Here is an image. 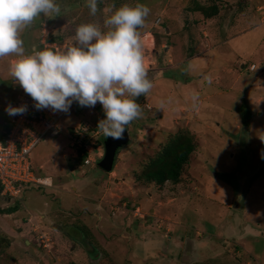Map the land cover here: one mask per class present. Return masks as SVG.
<instances>
[{
  "label": "rangeland",
  "instance_id": "374dc122",
  "mask_svg": "<svg viewBox=\"0 0 264 264\" xmlns=\"http://www.w3.org/2000/svg\"><path fill=\"white\" fill-rule=\"evenodd\" d=\"M195 1L216 3L219 13L205 19L190 10ZM55 2L60 15L50 22L41 15L21 33L27 54L45 36L62 50L72 43L78 25L102 26L115 10L112 5L140 3L151 10L139 31L144 42L151 41L145 38L147 33L154 37L155 46L143 49L152 82L156 71L162 70L181 102L178 85L191 80L192 74L197 78L202 73L194 68L208 61L191 57L174 67L175 60H167L170 52L164 54L161 44L173 46L176 32L183 31V40L190 39L184 50H195L200 45V24L207 20L217 33H210L207 45L199 47L213 48L211 61L218 67L234 65L231 69L239 74L242 88L240 93L232 91L233 74L224 73L220 85L227 88L213 86L231 99L223 94L214 100L207 96L198 107L190 106L192 102L180 106L183 113L173 116L175 124L164 129L157 120L162 118L157 106L169 103L158 97L154 85L136 101L142 117L127 127L129 142L118 149L110 172L97 165L102 150L91 151L93 161L88 165L69 154L78 127L83 128L87 144L103 147L104 136L97 129L105 118L102 105L89 108L75 103L60 118L58 135H46L31 151L35 175L50 185L25 186L17 198L3 196L0 189V209L18 204L15 212L0 213V264H264V142L259 139L264 136V0H99L95 16L86 0ZM157 18L161 23L156 25ZM13 58H0V135L8 118L3 107L16 94L8 74ZM252 64L254 70L248 71ZM196 80L211 95V85ZM242 95L250 107L248 117L247 106L237 102ZM177 130L189 131L196 143L181 180L159 186L138 179L144 164ZM79 225L91 231L88 241L76 228Z\"/></svg>",
  "mask_w": 264,
  "mask_h": 264
},
{
  "label": "clouds",
  "instance_id": "9594fccd",
  "mask_svg": "<svg viewBox=\"0 0 264 264\" xmlns=\"http://www.w3.org/2000/svg\"><path fill=\"white\" fill-rule=\"evenodd\" d=\"M98 2L86 0L92 16L99 10ZM112 8L115 10L102 26L78 25L72 43L64 49L45 48L27 54L21 33L41 15H60L61 7L55 0H0V58L14 57L8 74L32 98L37 110L69 113L73 102L89 108L99 102L105 118L98 121L97 129L104 137L119 140L127 127L142 117L136 99L153 88L139 31L151 10L140 3ZM204 79L212 83L210 75ZM191 101L198 107V92L191 94ZM5 111L10 116L23 115L27 105L8 104ZM259 139L264 142V136Z\"/></svg>",
  "mask_w": 264,
  "mask_h": 264
},
{
  "label": "built area",
  "instance_id": "2783aa9c",
  "mask_svg": "<svg viewBox=\"0 0 264 264\" xmlns=\"http://www.w3.org/2000/svg\"><path fill=\"white\" fill-rule=\"evenodd\" d=\"M154 23L156 25L160 24L161 19L157 18ZM149 35L152 37L151 33ZM40 43L42 44L41 47L35 48L28 54L45 48H53L58 51L57 44L55 42L51 43L48 36H45ZM252 67L253 65H251ZM14 96L10 104L13 107L26 104L27 112L23 115H8L6 120L8 129L0 139V189L3 196L17 198L25 186L34 183L50 185L46 182V179L38 178L35 175L31 161V151L46 135L52 137L58 135V122L65 113H53L49 109L37 110L34 107L32 98L25 94L17 84ZM75 103L73 102L71 107ZM83 131L82 127H78L77 131L74 129L77 136L70 141L68 149H70L69 154L76 158L83 157V164L88 165L93 161L90 156L91 151L98 150V147L94 142L87 144L84 141ZM137 212L136 215L141 216L140 212ZM43 243H46V240H43ZM44 245H47V243Z\"/></svg>",
  "mask_w": 264,
  "mask_h": 264
},
{
  "label": "crops",
  "instance_id": "0c3cea01",
  "mask_svg": "<svg viewBox=\"0 0 264 264\" xmlns=\"http://www.w3.org/2000/svg\"><path fill=\"white\" fill-rule=\"evenodd\" d=\"M198 13H200V12H198ZM202 19H203V17H202ZM210 24H211V21H207V20H204L203 24H200L201 37H200V45L199 46H202V44L205 43V40L206 41L209 40L208 38H209V36L211 37V34L217 33V30H216L217 27L216 28H214L213 26L211 27ZM234 25H233V27H234ZM229 26H231V25H228V27ZM242 26H244V25L242 24ZM184 35H185V32H183V31L176 32L174 39H176L177 41H175V43L173 45L174 48L171 45L167 46L166 44H161L162 48H163V52H164V54L170 52L169 55H171V58H169L167 60L169 62H172V59L175 60V63H173L174 67H176L181 62H184L185 60H190L191 57H204V58H206L207 61H208L207 62L208 64H199V65L197 64L196 68H194V69L199 70V72L202 73V74H198L197 75V78L201 79V81H205L202 78L201 75H204V77H205V74H208V75L211 76L212 83L210 85L212 87L211 88L212 92H211V95L210 94L208 95L207 91H205V88H204L206 86H204L202 82L196 80L197 78L194 77V74H192L193 77H192L191 80H189L186 83H181L180 85H178V89L177 90H178V94H179V96L181 98V100H180L181 102H179L177 100L178 99V95H177V93L174 92V88L172 86L171 79L165 78L166 75H164L163 71L162 70L161 71L158 70L157 74L154 76L156 78H155V81L153 82V86L155 85V87H156L155 90L158 92V97L159 96L160 97L161 96L166 97V101L169 103L168 105H164L163 108L160 107L161 104H159V103H158V106H157V108L161 111V114H162V118L159 117V118H157V120L159 122V125L162 128H164V129L165 128H171L175 124L174 120L172 119L173 116L175 117L176 114L183 113V111H180V106H182L184 108L185 105H189L192 102L191 101V94L193 92H198L199 93V103L201 101L205 100V97H207V96H210L211 99H213V100H214V98H217V97H221L222 98L223 96H224L223 97L224 99H229V98L231 99V96L225 95V93H224L225 91L224 90H223L224 92L223 91L222 92L221 91H215L214 86H213V85H219V87L222 86V88H227V87H224V85H220L221 84L220 81L223 78H226L224 73L233 74L234 83L232 81V84H233L231 86V90L232 91L233 90H238V93H240V89L242 88V82L239 85V81L240 80L238 81V77H237L239 74L235 73L234 69H231L232 66H234V65L229 63L225 67L224 66L222 68L218 67L219 66L218 62H212L211 61V59L213 58V56L215 54V52H214L212 47L202 48V47L198 46L195 50L192 49V48L184 50V46L188 42H190V39L187 38V37H186V40H183ZM149 37H150V35L147 33L145 38L148 39ZM177 37H179V38H177ZM50 40L54 41L51 38H50ZM150 40H151L150 42H145V46H147V44H148L149 47H151V46L154 47L155 46V41H154L153 35H152V37H150ZM182 40H183V43H181ZM207 43H205V44L207 45ZM182 44H184L183 48H179V45H182ZM149 47H148V49H150ZM166 48H168V49L166 50ZM57 49H59L58 46H57ZM252 65H253V67H252L253 69L251 68L252 70H248V67H249L248 66L247 67L248 71H253L254 70L255 65L254 64H252ZM167 70H165L164 72H167ZM169 70H171V69H169ZM205 84H206V81H205ZM228 89H230V88H228ZM245 91L246 90H244V93H248V91H246V92ZM204 93H205V96H203ZM222 94H223V96H222ZM227 94H231V92H228ZM242 96L243 97H241V99H239V98L237 99V102L241 101V105L244 106V104H245V106H247L246 102L244 101L245 96L244 95H242ZM171 100L173 102H169ZM146 102H148V101H146ZM148 103L151 104L150 102H148ZM145 105H147V107H150L148 104H145ZM210 105H213V104H210ZM214 105H215V103H214ZM190 106H192V103L190 104ZM3 108H6V107L4 106ZM169 108H171L172 110H170ZM247 108H248V106H247ZM249 108L246 111L247 117L249 116V113H250V109ZM181 110H183V109H181ZM165 117L168 118V119H165ZM5 125H6V122H4V126H3L4 131H5ZM147 130H150V129H147ZM4 131L0 135V139L2 138ZM145 132H146V130H145ZM98 150L99 151L100 150L103 151V147L101 145H99L98 146ZM137 210H139V209H137ZM101 217H102V215L100 213H98L97 214V218H101Z\"/></svg>",
  "mask_w": 264,
  "mask_h": 264
},
{
  "label": "trees",
  "instance_id": "16d2710c",
  "mask_svg": "<svg viewBox=\"0 0 264 264\" xmlns=\"http://www.w3.org/2000/svg\"><path fill=\"white\" fill-rule=\"evenodd\" d=\"M190 10L200 12L204 18H212L219 13V7L216 3L205 5L197 1L194 2ZM50 20L48 17L49 22ZM41 46L42 44L39 45V47ZM151 73H154V71H151ZM13 86L16 88V84H13ZM7 129L8 125L6 124L5 131ZM101 144L103 145L102 141ZM195 148L196 143L189 131L177 130L168 136L166 142L148 159L143 166L142 172L136 177L159 186H162L166 181L177 183L181 180L183 168L189 162L190 155ZM78 160L80 164H83V157L79 156ZM17 209L18 204L15 203L9 207L0 209V213L9 214L15 212ZM76 228L83 233L84 240L88 241L86 235H89L91 232L89 228L86 225H79V228Z\"/></svg>",
  "mask_w": 264,
  "mask_h": 264
},
{
  "label": "water",
  "instance_id": "95a60500",
  "mask_svg": "<svg viewBox=\"0 0 264 264\" xmlns=\"http://www.w3.org/2000/svg\"><path fill=\"white\" fill-rule=\"evenodd\" d=\"M139 98L136 99L138 101ZM73 128H69L71 132ZM128 128L124 134L123 139L114 140L112 138H103V155L101 159L97 162V165L104 171L110 172L113 169L116 154L119 148L126 145L129 142Z\"/></svg>",
  "mask_w": 264,
  "mask_h": 264
}]
</instances>
